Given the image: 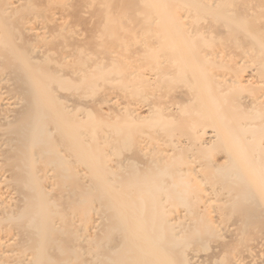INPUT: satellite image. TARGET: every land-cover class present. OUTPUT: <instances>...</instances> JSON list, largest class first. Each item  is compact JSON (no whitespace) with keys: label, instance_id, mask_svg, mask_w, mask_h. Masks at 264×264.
Segmentation results:
<instances>
[{"label":"bare ground","instance_id":"1","mask_svg":"<svg viewBox=\"0 0 264 264\" xmlns=\"http://www.w3.org/2000/svg\"><path fill=\"white\" fill-rule=\"evenodd\" d=\"M0 264H264V0H0Z\"/></svg>","mask_w":264,"mask_h":264},{"label":"rangeland","instance_id":"2","mask_svg":"<svg viewBox=\"0 0 264 264\" xmlns=\"http://www.w3.org/2000/svg\"><path fill=\"white\" fill-rule=\"evenodd\" d=\"M126 37H129V38H131V36H126ZM90 47V46H89ZM171 84V86L172 87H174L175 88V86H176V84H175V82H172V83H170ZM82 91V90H81ZM85 95H88V97H91V95H92V92H91V90L89 89V88H85L83 91H82ZM225 217V216H224ZM228 217V216H227ZM227 217H225V219H227ZM209 238V237H208ZM211 239V240H210ZM210 242L211 241H213L214 239H213V236H211L209 239H208ZM207 243V244H206ZM206 243H203V244H200V243H198V242H196V245H194V243H192V245H194V246H198V244L200 245V246H198V247H202V248H206V247H208L207 245L209 244H211V243H209V242H206Z\"/></svg>","mask_w":264,"mask_h":264}]
</instances>
